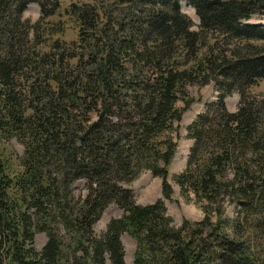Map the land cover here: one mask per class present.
<instances>
[{"label": "trees", "instance_id": "16d2710c", "mask_svg": "<svg viewBox=\"0 0 264 264\" xmlns=\"http://www.w3.org/2000/svg\"><path fill=\"white\" fill-rule=\"evenodd\" d=\"M261 79L264 0H0V264H124L122 234L132 264H264V95L249 93ZM209 83L215 100L186 127L172 179L202 218L175 228L172 134L187 88ZM143 171L161 197L140 206L124 185ZM110 205L121 215L97 235Z\"/></svg>", "mask_w": 264, "mask_h": 264}, {"label": "rangeland", "instance_id": "374dc122", "mask_svg": "<svg viewBox=\"0 0 264 264\" xmlns=\"http://www.w3.org/2000/svg\"><path fill=\"white\" fill-rule=\"evenodd\" d=\"M180 12L184 14L191 22L193 31L197 30L198 20L194 15V11L185 2H180ZM23 19L33 22L39 17V9L35 4H29L22 14ZM52 21L55 20L53 16ZM253 23V22H252ZM73 29V28H72ZM69 26V29L64 34L58 35L61 40L66 42L71 41L75 38V33ZM249 93L252 95H264V79H261L256 86L250 87ZM187 95L192 99L193 103L190 107L184 111L181 115L179 122L176 124L175 132L172 134L173 141L176 143V149L173 156V161L169 167L167 179L171 185L172 194L170 200L165 202V213L166 216L170 217L173 227H178L182 220L190 222H197L202 218L201 211L198 204L192 201L185 202L179 196L178 187L173 183V177L179 173L183 167L186 159V155L192 141L186 137V127L195 119V117L203 111L206 103L215 100V89L213 83H209L206 86H189L187 88ZM238 101L237 94L233 93L225 98V107L228 111L233 112L236 108ZM178 107L181 108V102L178 103ZM10 147L17 156L21 155V146L14 140H11ZM83 181H77L73 184L72 189L75 195L80 194L81 188L83 187ZM125 189L131 191L135 204L137 205H148L154 203L160 199V179L152 177L149 172H141L138 176L131 181L129 184L124 185ZM233 206H226L224 210V218L230 219L233 216ZM121 215L120 209L114 205L108 206L100 216L97 223L93 226L95 234H100L104 231L105 226L111 219H117ZM45 242V236L43 234H36L34 238V248L40 250ZM120 242L124 250V264H132V256L135 250V244L132 239L127 237L125 234L120 236Z\"/></svg>", "mask_w": 264, "mask_h": 264}]
</instances>
